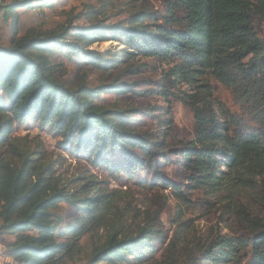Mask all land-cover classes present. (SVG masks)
I'll use <instances>...</instances> for the list:
<instances>
[{
	"label": "trees",
	"instance_id": "16d2710c",
	"mask_svg": "<svg viewBox=\"0 0 264 264\" xmlns=\"http://www.w3.org/2000/svg\"><path fill=\"white\" fill-rule=\"evenodd\" d=\"M5 1L0 7L11 18L12 36L0 45V237L13 239L0 264H157L156 241L164 236L159 205L126 223L130 211L120 204L117 189L99 186L92 175L64 177L61 159L53 158L42 140L14 135L17 123L32 119L40 129H51L63 138L62 150L85 155L113 175L151 171L152 182L139 179L141 186L171 187L186 200L181 185L157 179L158 166L170 160L163 140L134 132L120 113L98 107L95 98L106 86L80 84L72 90L60 83L61 64L53 59L58 51L80 53L89 65L104 67L102 54L87 48L114 39L128 56L172 64V84L194 90L184 93V101L194 110L195 135L179 151L186 187L218 193L264 170V44L253 27L255 18H264V0H166L168 14L161 18L139 11L125 26L77 27L73 43L65 40L67 31L31 29L18 35V12L32 9L33 1L50 6L53 0ZM209 79L251 106L254 126L243 127L226 110L225 122L216 118ZM61 203L76 208L66 231L54 212ZM247 219L252 237L216 238L204 252L205 263L241 264L239 253L250 246V264H264V216ZM85 236L89 252L81 243ZM174 251L170 240L162 264H179Z\"/></svg>",
	"mask_w": 264,
	"mask_h": 264
},
{
	"label": "rangeland",
	"instance_id": "374dc122",
	"mask_svg": "<svg viewBox=\"0 0 264 264\" xmlns=\"http://www.w3.org/2000/svg\"><path fill=\"white\" fill-rule=\"evenodd\" d=\"M38 2L33 1L32 9L18 12V35L31 29L67 31L65 40L73 43L77 27L100 22L103 26H125L128 17L139 11L152 13L159 18L168 14L166 0H53L50 6L45 3L39 5ZM1 11L3 9L0 7ZM175 15L180 18L182 11H175ZM253 27L264 44V18H255ZM11 36V18L0 14V45H8ZM87 49L102 54L104 67L89 65L80 53L58 51L53 54L55 62L61 64L56 75L58 81L72 90L80 84L91 88L106 86L95 98V104L120 113L118 117L125 119L134 132L148 136L152 141L163 140L165 144L162 149L169 153L167 156L170 160L168 164L164 162L158 166L162 176L157 179L165 178L181 185L186 200L178 199L171 187L141 186L139 179L152 182L151 171L145 173L138 170L133 177L113 175L102 167L90 164L85 155L76 157L67 153L62 150L61 136L51 129H40L32 119L17 123L14 135L28 140H42L50 155L61 159L59 170L64 177L92 175L94 180L100 182L99 186L117 189L120 204L130 211L126 223L133 222L136 217L142 219L146 212L157 210L159 205L164 236L156 241L157 264H162V253L170 240H174V254L179 264H207L203 260L204 252L218 237L249 240L252 226L247 216L251 219L264 216V170L248 181L218 193L209 194L186 187L188 182L180 165L179 151L195 135L194 110L184 101L186 95L194 94V90L185 84H172L169 75L172 64L154 58L128 56L118 40L99 41ZM209 82L213 108L219 121H226V110L243 127L254 126L251 106L237 99L230 89L215 80L209 79ZM126 88L129 91L125 94L117 91ZM0 97L4 98L1 92ZM54 212L62 220L61 229L66 231L76 214L74 204L61 203ZM9 239L8 236L0 238V261L6 259L4 247ZM89 239L85 236L81 240L85 252L90 250ZM239 254L241 264H250V246Z\"/></svg>",
	"mask_w": 264,
	"mask_h": 264
},
{
	"label": "crops",
	"instance_id": "0c3cea01",
	"mask_svg": "<svg viewBox=\"0 0 264 264\" xmlns=\"http://www.w3.org/2000/svg\"><path fill=\"white\" fill-rule=\"evenodd\" d=\"M3 237H7V236H3ZM8 237H10V239L9 240H7V242L8 241H11L12 239H13V237L12 236H8ZM1 238V237H0ZM5 248V247H4ZM5 250V249H4Z\"/></svg>",
	"mask_w": 264,
	"mask_h": 264
},
{
	"label": "built area",
	"instance_id": "2783aa9c",
	"mask_svg": "<svg viewBox=\"0 0 264 264\" xmlns=\"http://www.w3.org/2000/svg\"><path fill=\"white\" fill-rule=\"evenodd\" d=\"M0 14H1V16H2V17H4V12H3V11H1V13H0Z\"/></svg>",
	"mask_w": 264,
	"mask_h": 264
}]
</instances>
